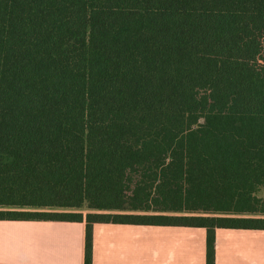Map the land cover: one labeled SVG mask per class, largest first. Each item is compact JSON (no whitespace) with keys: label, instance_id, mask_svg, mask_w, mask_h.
I'll use <instances>...</instances> for the list:
<instances>
[{"label":"trees","instance_id":"1","mask_svg":"<svg viewBox=\"0 0 264 264\" xmlns=\"http://www.w3.org/2000/svg\"><path fill=\"white\" fill-rule=\"evenodd\" d=\"M264 0H0V221L264 230ZM88 209L84 214L81 210Z\"/></svg>","mask_w":264,"mask_h":264},{"label":"crops","instance_id":"2","mask_svg":"<svg viewBox=\"0 0 264 264\" xmlns=\"http://www.w3.org/2000/svg\"><path fill=\"white\" fill-rule=\"evenodd\" d=\"M206 237L199 227L98 223L92 264H206ZM85 238V222L0 221V264H85ZM215 250V264H264V230L218 228Z\"/></svg>","mask_w":264,"mask_h":264},{"label":"rangeland","instance_id":"3","mask_svg":"<svg viewBox=\"0 0 264 264\" xmlns=\"http://www.w3.org/2000/svg\"><path fill=\"white\" fill-rule=\"evenodd\" d=\"M81 211H82L84 214H86L87 212H89V210L86 209V208L82 209Z\"/></svg>","mask_w":264,"mask_h":264}]
</instances>
